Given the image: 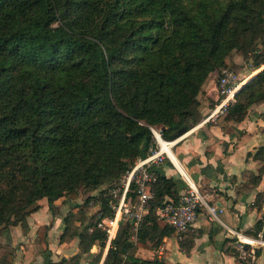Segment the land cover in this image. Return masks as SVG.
<instances>
[{"label": "trees", "instance_id": "obj_1", "mask_svg": "<svg viewBox=\"0 0 264 264\" xmlns=\"http://www.w3.org/2000/svg\"><path fill=\"white\" fill-rule=\"evenodd\" d=\"M235 49L254 69L264 64V0H0V226L26 228L36 201L45 198L53 210L65 196L75 205L83 189L65 233H76L73 220H86L93 201L99 209L88 218L85 248L103 250L96 223L112 216L110 191L156 147L149 127L174 140L198 123L205 80ZM262 103L264 68L236 93L226 116L240 122ZM253 159L263 162L249 176L256 186L264 146ZM153 172L136 240L129 222L119 225L103 264H162L134 256L175 231L158 226L156 212L178 201L176 184ZM102 185L97 198L88 194ZM261 224L247 233L256 236ZM46 231L39 226V237Z\"/></svg>", "mask_w": 264, "mask_h": 264}, {"label": "crops", "instance_id": "obj_2", "mask_svg": "<svg viewBox=\"0 0 264 264\" xmlns=\"http://www.w3.org/2000/svg\"><path fill=\"white\" fill-rule=\"evenodd\" d=\"M198 99L203 115L207 106ZM263 110L264 103L240 122H232L226 115L213 121L202 119L172 140L174 164L165 159L152 169L172 177L179 195L187 187L180 172L185 173L203 191L208 204L216 208L217 215L200 208L196 221L185 232H172L156 248L137 247L135 257L157 259L162 264H264V247H257L258 254L242 251L230 232L233 229L248 234L264 216V174L256 186L249 180L252 168L259 162L253 155L264 146ZM258 193H263L259 207L254 205ZM75 202L74 205L62 196L50 210L42 198L32 205L35 208L26 217V228L20 224L0 226V264H73L68 260L74 256L78 257L76 264H103L111 242L105 240L103 250L97 243L85 248L84 230L86 227L85 231H92L87 221L95 212L90 214L88 208L86 220H73L76 233H65V217L70 212L77 214L80 208ZM156 221L158 226H165L157 212ZM42 225L47 226V231L40 238L38 228Z\"/></svg>", "mask_w": 264, "mask_h": 264}, {"label": "built area", "instance_id": "obj_3", "mask_svg": "<svg viewBox=\"0 0 264 264\" xmlns=\"http://www.w3.org/2000/svg\"><path fill=\"white\" fill-rule=\"evenodd\" d=\"M243 83L231 68L223 67L218 79L219 100L202 121H213L219 116H225L230 105L235 102V95ZM149 128L156 147L151 149L145 158L139 159L120 180L119 186L110 191L111 198L108 206L112 211V216L96 223L97 227L104 231L105 240L108 243L114 239L119 225L124 222L130 223L131 239L136 240L137 232L148 212V201L152 198L151 186L156 180L152 166L163 163L165 159L172 162L167 152L162 151L161 148L167 146L172 151L173 141L163 139L160 128ZM180 173L187 183L185 191L179 195L178 201H169L160 207L157 215L176 232H185L196 221L200 208L207 209L215 217L217 210L208 204L205 194L201 192L198 185L185 173ZM131 183L134 185L135 196L131 192ZM230 232L236 237L240 250H249V253L254 254L255 248L264 247V216L256 236L233 229H230Z\"/></svg>", "mask_w": 264, "mask_h": 264}, {"label": "rangeland", "instance_id": "obj_4", "mask_svg": "<svg viewBox=\"0 0 264 264\" xmlns=\"http://www.w3.org/2000/svg\"><path fill=\"white\" fill-rule=\"evenodd\" d=\"M251 62L252 61H251L250 56H245L239 50L235 49V50L231 51L227 55L224 66H221V67L215 69L214 71H212L208 75L207 79L205 80V82H204V84H203V86L201 88V90L203 89V92L200 91L201 93L198 96V97L201 98V100L203 102L202 106H207L206 109L204 110L205 114L202 115L201 112H203V111L202 110L200 111V105L201 104L199 105V113H200L199 121H201L210 112V110L213 109V107L215 106V104L218 101V91H217V89H218V79H219L220 70L223 67L231 68L237 74L238 79L241 82H246L250 78H252L254 75H256L260 70H262L264 68V64H263L259 68L254 69L252 64H251ZM198 100H199V103H200V99H198ZM258 106L251 107L248 110V112L255 110V108H258ZM262 166H263V162L259 161L257 163V165H254V167L252 168V172L253 173H257L259 168H261ZM117 184L118 185L115 188H117L119 186L120 181ZM261 184L260 185L262 186V188H264V175H263ZM106 187H107V185H102L97 190L91 191L88 194H90L93 198H97L99 196L101 190H104ZM80 190H81L80 191V195H79V197L77 199V202H79V204L83 203V201L85 200V198L87 196V194H85L83 189H80ZM201 192L203 193L202 190H201ZM73 203L74 202H72V204ZM88 206L90 208L89 209L90 214H92V212H95V213L97 212L96 211L97 208H98V204L97 203L88 204ZM263 212L264 211H262V214H263Z\"/></svg>", "mask_w": 264, "mask_h": 264}, {"label": "bare ground", "instance_id": "obj_5", "mask_svg": "<svg viewBox=\"0 0 264 264\" xmlns=\"http://www.w3.org/2000/svg\"><path fill=\"white\" fill-rule=\"evenodd\" d=\"M161 150L167 152L169 158L171 159V161H172L173 164H174V161L176 160V158H175V155L173 154V152H172L171 150H169V149L167 148V146H166V147H162Z\"/></svg>", "mask_w": 264, "mask_h": 264}, {"label": "water", "instance_id": "obj_6", "mask_svg": "<svg viewBox=\"0 0 264 264\" xmlns=\"http://www.w3.org/2000/svg\"><path fill=\"white\" fill-rule=\"evenodd\" d=\"M246 82H247V81H246ZM246 82H244V83L242 84L241 88L243 87V85H244ZM241 88H240V89H241Z\"/></svg>", "mask_w": 264, "mask_h": 264}]
</instances>
